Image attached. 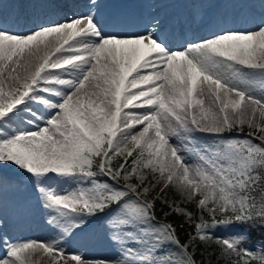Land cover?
<instances>
[{
	"label": "snow or ice",
	"instance_id": "obj_1",
	"mask_svg": "<svg viewBox=\"0 0 264 264\" xmlns=\"http://www.w3.org/2000/svg\"><path fill=\"white\" fill-rule=\"evenodd\" d=\"M37 254L264 264V0H0V264Z\"/></svg>",
	"mask_w": 264,
	"mask_h": 264
},
{
	"label": "rangeland",
	"instance_id": "obj_2",
	"mask_svg": "<svg viewBox=\"0 0 264 264\" xmlns=\"http://www.w3.org/2000/svg\"><path fill=\"white\" fill-rule=\"evenodd\" d=\"M176 7H179V5H177ZM16 231L18 234L22 235L25 238H35L34 234L36 232L46 233V230L44 229L42 224V220L39 216L33 217L27 221L22 219L19 220Z\"/></svg>",
	"mask_w": 264,
	"mask_h": 264
},
{
	"label": "bare ground",
	"instance_id": "obj_3",
	"mask_svg": "<svg viewBox=\"0 0 264 264\" xmlns=\"http://www.w3.org/2000/svg\"><path fill=\"white\" fill-rule=\"evenodd\" d=\"M46 235L45 232H36L34 234V237L37 239H42ZM29 238V237H28ZM34 264H45L46 258H41L39 254H37L34 258Z\"/></svg>",
	"mask_w": 264,
	"mask_h": 264
}]
</instances>
